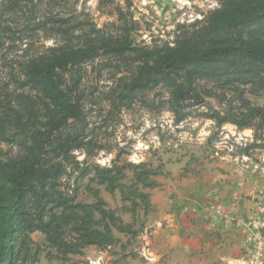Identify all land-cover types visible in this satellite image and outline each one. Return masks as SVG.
Returning a JSON list of instances; mask_svg holds the SVG:
<instances>
[{"label":"rangeland","instance_id":"obj_1","mask_svg":"<svg viewBox=\"0 0 264 264\" xmlns=\"http://www.w3.org/2000/svg\"><path fill=\"white\" fill-rule=\"evenodd\" d=\"M11 1L0 0V110L14 100L39 101L41 95L24 83L21 64L28 54L63 42L54 31L28 35L27 16L34 10L37 18L39 8L78 12L129 43L123 53L101 50L75 68L82 113L52 139L57 144L74 137L78 146L68 156L51 150L46 155L49 162L61 160L64 168L54 183L63 203L49 204L44 213L45 221L59 222L56 245L41 230L19 226L5 264H264V128L251 116L252 108L264 111V88L199 80L203 100L185 101L192 104L182 108L187 114L180 120L163 84L126 102L115 90L118 78L140 63L137 49L173 45L177 37L196 34L227 0H33L29 8L19 0L25 12L15 14L8 9ZM71 76V69L63 72L65 84ZM231 113L250 127L219 121ZM13 124L0 126L3 162L24 148ZM190 223L208 228L220 248L154 252V241L171 239L165 230L179 233ZM78 224H85L83 230L76 229ZM90 230L99 232V237L91 234L94 243L81 238ZM65 241L77 242L79 251L63 253L59 245ZM7 251L1 264L8 261Z\"/></svg>","mask_w":264,"mask_h":264},{"label":"trees","instance_id":"obj_2","mask_svg":"<svg viewBox=\"0 0 264 264\" xmlns=\"http://www.w3.org/2000/svg\"><path fill=\"white\" fill-rule=\"evenodd\" d=\"M18 1L8 5L13 14L25 12ZM32 1L25 0L26 7ZM33 12L27 16L25 25L28 35L40 29L54 31L63 42L43 52L28 54L21 64L25 85L41 95L42 103L31 98L14 100L0 110V126L14 123L21 131L19 144L24 147L12 161H0V181L4 182L0 185V255L8 248L4 253V261H8L4 264L11 260L19 226L26 232L41 230L56 245L59 222L45 221L44 213L49 204L63 203L62 193L54 188V183L64 168L61 160L49 162L46 155L51 150L59 157L68 156L78 146L74 144V137L57 144L52 139L54 132L70 119L78 120L82 113V100L77 93L81 77L75 68L79 69L101 50L123 53L129 43L123 35L104 33L78 12L64 14L39 8L40 18ZM137 53L140 63L128 70L127 76L118 78L116 97L126 102L136 92L163 84L170 91L168 103L178 120L187 114L182 108L192 104L185 101L203 100L196 85L199 80L239 82L264 88V0L224 1L196 34L177 37L173 45L137 49ZM68 69L73 77L65 84L62 74ZM251 114L259 119L258 128H264V111L252 108ZM219 121L232 122L241 128L251 125L232 113L227 118L220 116ZM258 136L263 140V134ZM29 196L32 204L28 203ZM84 225L78 224L76 229L83 230ZM89 233H81V238L85 236L88 243H94L91 234L99 237V232L90 230ZM59 246L63 253L79 251L77 242L65 241Z\"/></svg>","mask_w":264,"mask_h":264},{"label":"crops","instance_id":"obj_3","mask_svg":"<svg viewBox=\"0 0 264 264\" xmlns=\"http://www.w3.org/2000/svg\"><path fill=\"white\" fill-rule=\"evenodd\" d=\"M196 221H200L196 219ZM214 223H210L212 227L209 229L216 231V228L213 227ZM184 226L179 233H173L174 229L165 230L171 236V239L165 238L162 242L158 243L157 241L153 242L152 248L154 252L162 251H175L179 253L192 252L198 254V251L201 249H219L220 244L216 243V238L213 239L214 233H208V228L202 229L201 227H190ZM207 225V224H206ZM203 236H206L209 240H203ZM212 236V237H211Z\"/></svg>","mask_w":264,"mask_h":264}]
</instances>
